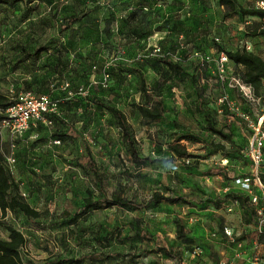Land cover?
I'll return each instance as SVG.
<instances>
[{
    "label": "rangeland",
    "instance_id": "374dc122",
    "mask_svg": "<svg viewBox=\"0 0 264 264\" xmlns=\"http://www.w3.org/2000/svg\"><path fill=\"white\" fill-rule=\"evenodd\" d=\"M237 1L252 10L264 0ZM137 11L134 24L129 16ZM69 17L80 22L62 31ZM246 23L219 0H0V92L15 99L32 91L61 101L53 126L37 124L14 141L0 130V150L20 194L42 213L33 221L21 212L5 218L0 212V220L27 239L25 264H253L261 241L255 206H240L228 195L241 194L237 181L252 174L250 131L239 113L257 118L264 89L256 94L246 86L244 68L231 61L223 84L215 65L196 56L250 45L264 59L259 20L251 28ZM39 50L38 60L29 57ZM166 56L183 68L180 78L160 64ZM142 80L164 98L166 114L151 125L135 108ZM108 105L127 115L143 157L170 159V146L179 143L190 158L137 171ZM209 123L232 140L213 134ZM68 127L77 140L59 136ZM88 148L102 183L89 167L77 166ZM212 169L225 175L213 176ZM157 192L188 204L142 212L112 208L70 224L90 196L147 203ZM177 221L189 243L178 236ZM0 238H9L1 226ZM260 255L264 259V248Z\"/></svg>",
    "mask_w": 264,
    "mask_h": 264
},
{
    "label": "trees",
    "instance_id": "16d2710c",
    "mask_svg": "<svg viewBox=\"0 0 264 264\" xmlns=\"http://www.w3.org/2000/svg\"><path fill=\"white\" fill-rule=\"evenodd\" d=\"M30 3L35 0H29ZM221 6L228 8L231 12L239 13L245 17L246 22L251 20L253 22L249 28L253 27L255 20H259L260 31L264 34V30L261 29V21L264 20V9H245L242 5L239 4L237 0H219ZM141 11L133 12L129 16V19L134 20V24L137 20H140L139 13ZM139 17V18H138ZM146 18L142 16L141 19ZM80 22V19L69 17L65 20V23L62 26V31H66L69 27ZM138 25V24H137ZM141 27L135 29V32H138V38L141 39L143 35L139 34ZM219 52L225 53L232 63L241 66L244 68L243 80L247 85H250L256 94H259L260 90L263 88L264 81V59L251 51H247L246 48L242 50H237L235 52L228 51L223 48H219ZM42 54V50L35 52L34 54H29V57L33 60H38ZM160 64L167 67L170 72L180 78L184 70L176 62L172 60L171 57L166 56L161 59ZM68 90V89H65ZM33 93L32 91H29ZM36 94V93H34ZM77 93L76 95H79ZM43 95V94H36ZM82 95V94H81ZM49 96V95H47ZM51 98V97H50ZM16 99V98H15ZM15 99H10L8 96L0 92V122L4 118L3 112L11 107ZM52 99V98H51ZM54 100V99H52ZM60 101V100H54ZM61 104V101L60 103ZM135 108L141 115L142 119L146 124H155L160 122L165 114L166 108L164 103V98L159 93V88L149 89L144 80L141 83V99L140 103L135 105ZM106 111L116 120L117 126L122 133L123 141L127 150V154L130 157L135 169L141 171L144 168L153 166L157 163H177L178 160H187L190 158L187 148L181 144H176L170 146V150L173 153V157L170 159H153L151 157H143L138 141L134 135L132 126L129 123L127 115L120 109L113 106H106ZM50 120L52 121V126L56 122L57 115H49ZM208 130L213 134L219 136L223 141L230 142L232 136L225 133L222 130L216 129L213 124H208ZM62 139L68 138L70 140H77L79 135L73 128L68 127L67 132L59 135ZM223 149L224 147H220ZM77 166L80 168L89 167L92 173L95 175L98 183H102V177L97 167L95 160L92 157L91 150L87 149V155L79 157L77 159ZM210 174L213 176H222L225 175L224 169H212ZM264 181V177L262 178ZM229 199H232L234 202L238 203L240 206H245L246 203H251V197L242 192L241 194L231 193L228 195ZM168 204L171 206L174 205H187V199L184 197H173L165 196L159 192L155 193L149 202L139 203L137 201L126 199L119 195H113L111 197H104L99 199H94L92 196L88 197L84 201V206L82 209L75 213L72 219H70V224H77L80 220L86 218L89 214L94 212H100L112 208H119L129 211H145L151 208L152 206L158 207L161 204ZM252 204V203H251ZM0 212L5 218L9 212H21L27 218L36 221L42 217V213L35 208H33L26 199L20 194L19 187L12 175L10 168L6 163V159L3 153L0 150ZM256 215V207L254 208ZM178 225V236L183 239L185 243H189V239L185 235L184 227L181 225V221H177ZM0 226L3 227L8 233L9 238L3 240L0 238V264H25V261L22 257L21 250L26 246L27 239L25 235L14 228L11 225H8L6 222L0 220ZM142 238L150 240L148 233H143ZM245 238H239L238 241H244ZM160 252H163L169 258L175 259V254L173 251H168L167 249H160ZM48 264H79V261L74 259H64Z\"/></svg>",
    "mask_w": 264,
    "mask_h": 264
},
{
    "label": "built area",
    "instance_id": "2783aa9c",
    "mask_svg": "<svg viewBox=\"0 0 264 264\" xmlns=\"http://www.w3.org/2000/svg\"><path fill=\"white\" fill-rule=\"evenodd\" d=\"M257 8L264 9V1L258 2ZM246 24L250 26L253 22L248 20ZM261 29L264 30V20L261 21ZM245 48L247 51H251L252 47L247 45ZM155 52H160V49H156ZM196 56L204 63L214 64L218 80L223 84L227 82L229 59L225 53L219 52L217 57L200 56L198 53ZM108 79L109 77L106 76L104 84L108 82ZM246 86L252 88L250 85ZM225 98L227 99V97ZM59 103L60 101H54L47 95H36L31 92L21 94L16 97L12 106L2 113L4 118L0 122V130L6 131L14 141L37 124L43 123L46 126H52L49 115L58 114ZM259 104L261 109L255 119L249 114L239 113L250 131L247 155L251 160L252 174L239 179L237 183L240 185L241 191L251 197V203L256 207L258 237L261 239L255 245L253 264H264V259L260 255V250L264 248V181L262 180L264 177V90L259 98ZM226 233L232 237L227 228Z\"/></svg>",
    "mask_w": 264,
    "mask_h": 264
}]
</instances>
